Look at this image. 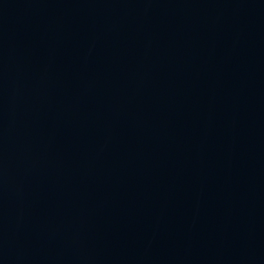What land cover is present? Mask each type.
Wrapping results in <instances>:
<instances>
[{
	"label": "water",
	"instance_id": "water-1",
	"mask_svg": "<svg viewBox=\"0 0 264 264\" xmlns=\"http://www.w3.org/2000/svg\"><path fill=\"white\" fill-rule=\"evenodd\" d=\"M0 264H264V0H0Z\"/></svg>",
	"mask_w": 264,
	"mask_h": 264
}]
</instances>
